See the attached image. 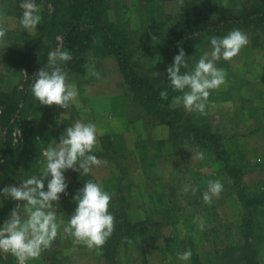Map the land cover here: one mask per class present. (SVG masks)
<instances>
[{
	"label": "rangeland",
	"instance_id": "rangeland-1",
	"mask_svg": "<svg viewBox=\"0 0 264 264\" xmlns=\"http://www.w3.org/2000/svg\"><path fill=\"white\" fill-rule=\"evenodd\" d=\"M21 2L0 0V24L6 29L0 42V94L15 97L9 133L0 119V189L39 176L42 152L59 143L68 126L76 121L93 123L97 144L90 154L104 163L93 166L89 175L112 196L110 203L127 221L143 225L138 238L113 232L106 249V245L99 250L74 245L63 233L76 208V192L68 187L66 195L60 194L58 205H53L61 223L57 238L39 258L26 264H245L238 253L246 241L254 244L257 261L264 264L263 23L201 34L185 55L188 68H182V73L211 51V37L223 38L239 29L247 34L249 43L231 61L216 62L226 72V82L210 92L203 114L186 112L175 104L174 97L183 93L173 90L163 115L159 108L142 105L131 92L108 40L97 35L72 50L67 48L66 17L74 0H34L42 21L29 33L19 23ZM259 2L262 0H99L94 13L98 21L112 23L128 40L125 53L134 75L159 86L164 46L174 34L208 25L220 8L237 14L243 5ZM17 32L40 36L41 45L29 48ZM57 47L72 54V60L62 67L67 82L76 85L78 96L67 110L40 105L30 91L32 76L47 66L48 53ZM93 70L99 78L92 75ZM175 108L180 109V118L171 112ZM2 110L0 106V114ZM61 113L66 115L60 119ZM189 125L199 130L203 141L195 139ZM197 151L204 152V160L191 159ZM225 166L234 177L225 173ZM73 174L72 170L64 172L68 186ZM215 180L221 181L223 191L206 204L203 193L208 182ZM240 192L245 201L239 198ZM16 203L0 195V227ZM246 207H250L248 219L253 226L249 240L244 234L247 221L241 226ZM2 212L8 217L2 218ZM199 219L204 222L203 231ZM118 235L120 242L114 246ZM187 250L192 252L190 260H178L177 253ZM0 264L17 261L0 252Z\"/></svg>",
	"mask_w": 264,
	"mask_h": 264
},
{
	"label": "clouds",
	"instance_id": "clouds-1",
	"mask_svg": "<svg viewBox=\"0 0 264 264\" xmlns=\"http://www.w3.org/2000/svg\"><path fill=\"white\" fill-rule=\"evenodd\" d=\"M23 10L19 21L23 30L36 31L41 24L40 9L34 0H22ZM6 36V29L0 24V42ZM58 40L62 39L57 37ZM156 39L152 36V40ZM249 43L246 33L239 29L230 31L223 38L211 37V51L205 52L194 68L187 72L188 62L183 48L173 58V64L166 69L169 88L183 93L174 97V103L182 105L186 112L203 114L206 102L212 90H218L226 82V72L216 67V62L223 59L231 61L241 49ZM72 60L71 51L57 47L47 55V66L41 68L34 76L30 91L36 101L43 106H57L67 110L77 100L78 92L74 83H68V74L63 65ZM92 75L99 78L95 70ZM162 100L168 98V91H161ZM66 114L61 113V117ZM97 144V127L93 123L76 121L68 126L60 136L59 143L49 145L43 152L41 174L21 180L19 185H9L0 189V195L16 201L9 218L0 227V252L11 254L17 264H26L29 260L39 258L49 249L57 238L61 223L57 222V211L60 194H67L68 184L64 172L72 170L80 176L88 175L93 166L104 163L92 155ZM191 159L204 160V152L197 151ZM50 177V179H49ZM47 190L45 191V181ZM196 189L192 192L195 194ZM223 191L220 180L209 181L207 191L203 193L204 203L211 204L214 197ZM112 196L101 184L88 180L83 188L73 197L75 211L63 226V233L71 237L74 245H83L89 250L101 249L112 236L115 229V218L109 212ZM23 206L21 207V203ZM201 231L204 229L202 219L198 221ZM192 257L191 250L177 253V259L186 262Z\"/></svg>",
	"mask_w": 264,
	"mask_h": 264
},
{
	"label": "trees",
	"instance_id": "trees-1",
	"mask_svg": "<svg viewBox=\"0 0 264 264\" xmlns=\"http://www.w3.org/2000/svg\"><path fill=\"white\" fill-rule=\"evenodd\" d=\"M96 2H99V0H74V5L69 15L66 17V20L69 22L65 27V33L63 32L65 34V45L69 50H72L76 45L85 43L86 41L90 40L92 36L97 35H100L102 39L108 40L113 46L115 53L117 54L119 63L122 66L124 77L128 82V86L131 92L135 93L136 98L140 100V103L142 105L147 103L149 108H151L152 106L156 107L157 109L159 108L161 112H163V115L168 112L171 100L174 97L173 89L169 88L168 86L169 82L167 80L166 69L173 64V58L175 55H178L180 48H183L185 55H187L191 52L192 47L198 41V39L201 38V34L208 33L210 30L219 28L223 29L224 27H242L244 29H248L259 23H263L264 26V0H262L261 3L259 2L255 5H243V7H241L237 14H233L231 10L220 8L219 11H217L216 14L213 15V18L210 20L213 21L208 25H199L195 29H191L184 33L174 34L176 37H172L169 43L164 46L165 52L163 53L161 66L163 81L159 86H154L150 82L138 79L134 75L133 71L131 70L132 68L129 66L127 54L125 53L128 40L123 36V33L121 31H118V28L112 23H102L98 21L96 14L94 13V6ZM176 18H184V16L177 15ZM17 34L19 35L18 37L21 39V42L24 43V45H27L29 48H36L41 45L40 36L31 37L25 33L23 34L19 32H17ZM165 90L168 91V98L162 100L159 94L161 91ZM14 98V95H12V97H8L7 95L0 94V106L3 108L0 114V119L4 127L8 129V133L10 129L8 123L12 119L14 112ZM171 112L178 118H180L182 115L180 109L177 108L171 109ZM187 128L194 131L195 139H201V135L198 129L195 130V128L191 125L187 126ZM203 140L204 138L201 139V141ZM7 144H10V141L7 142ZM224 170L225 173H227L231 177H234L233 174H230L231 171H229L228 167L225 166ZM236 172L237 171L234 170V173ZM88 180H92L94 182L93 178L89 174L80 176L78 172H74L73 181L68 187L77 192L79 189L83 188L84 183ZM234 181L235 183L238 182L237 179H234ZM239 198L242 201H245L244 194L241 192L239 193ZM245 210H247L248 213L245 211V214L247 215L243 218L241 226L243 227L245 222L247 221V224H245L244 226L245 228H247V230L244 228L243 229L245 230V240H249L248 236L251 235L250 231L253 228L252 223H250V220L248 219L249 215H251L250 207H246ZM118 211L111 202L109 204V212L115 218L114 234L118 233L123 234L124 237L134 236L137 238L138 236L142 235L140 229H142L141 227L143 225L139 227L138 224H133L127 221L125 219V216L121 213V210L119 209ZM1 217L7 218L8 215L5 212H2ZM120 237L121 235H118L113 239L115 240L114 246L118 245V242H120L121 239ZM105 245L104 246L106 249L108 243H105ZM238 254L240 260L245 264H259L257 261V251L254 244L246 241L244 246L242 247V251Z\"/></svg>",
	"mask_w": 264,
	"mask_h": 264
},
{
	"label": "crops",
	"instance_id": "crops-1",
	"mask_svg": "<svg viewBox=\"0 0 264 264\" xmlns=\"http://www.w3.org/2000/svg\"><path fill=\"white\" fill-rule=\"evenodd\" d=\"M82 89H83V87H82Z\"/></svg>",
	"mask_w": 264,
	"mask_h": 264
}]
</instances>
